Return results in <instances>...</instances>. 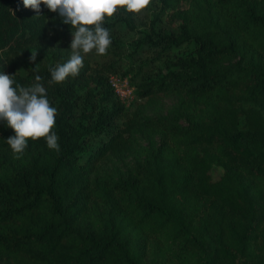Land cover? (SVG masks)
<instances>
[{
    "label": "trees",
    "instance_id": "trees-1",
    "mask_svg": "<svg viewBox=\"0 0 264 264\" xmlns=\"http://www.w3.org/2000/svg\"><path fill=\"white\" fill-rule=\"evenodd\" d=\"M156 1L171 28L153 20L126 51L116 34L135 14L119 10L104 24L119 58L86 55L49 85L70 25L0 0V71L43 77L60 145L29 140L15 159L0 121V264H264V0Z\"/></svg>",
    "mask_w": 264,
    "mask_h": 264
},
{
    "label": "clouds",
    "instance_id": "clouds-1",
    "mask_svg": "<svg viewBox=\"0 0 264 264\" xmlns=\"http://www.w3.org/2000/svg\"><path fill=\"white\" fill-rule=\"evenodd\" d=\"M25 8L37 14L41 5L58 13L63 24L70 25L69 59L49 69V85L61 84L69 77L76 78L84 68V58L95 50L96 55L107 54L112 38L104 27L105 18H113L119 10L142 14L152 0H22ZM37 53H32L30 61L35 63ZM58 109L51 105L43 77L35 76L30 86L17 84L14 75L0 71V121H6L14 135L6 139L15 159L25 154L29 140L37 142L41 138L50 150L60 152L59 136L54 130Z\"/></svg>",
    "mask_w": 264,
    "mask_h": 264
},
{
    "label": "rangeland",
    "instance_id": "rangeland-1",
    "mask_svg": "<svg viewBox=\"0 0 264 264\" xmlns=\"http://www.w3.org/2000/svg\"><path fill=\"white\" fill-rule=\"evenodd\" d=\"M158 10H159L158 2L156 0H152L151 5L146 10H144L142 14H135L134 23H135L136 28L134 30H131V29L125 27L123 23H121L119 25V31L116 34V37H118L124 43V48L126 51L133 50L135 40L138 39L139 36L143 35V33L149 29V25L151 24V22L153 20L156 21L155 24L157 27L171 28L170 24L167 22V20L165 18V13L161 12L159 14ZM156 14H158V15L155 16ZM88 56L92 60H96L100 63H109V62L119 58L114 53V51L110 50V49H108L107 54L103 55V56L96 55L95 50H93L92 53L88 54ZM136 60H137V62H140L142 64V69H144L145 65L143 63V60H140V59H136ZM39 61H40L39 56L36 55V62H39ZM25 66H26L25 58L22 56L19 57V59H18V71L21 73H24L25 72ZM152 68H153V64L146 66L147 71L152 70ZM129 81H130V79H129ZM133 88H134V86H133ZM137 100L138 99L136 98V95L134 93L133 99L130 100L129 103L125 102V104H127L128 108L131 109L135 106V103L137 102ZM162 101H163L164 105H169L174 101V98L172 95H166L162 98Z\"/></svg>",
    "mask_w": 264,
    "mask_h": 264
},
{
    "label": "built area",
    "instance_id": "built-area-1",
    "mask_svg": "<svg viewBox=\"0 0 264 264\" xmlns=\"http://www.w3.org/2000/svg\"><path fill=\"white\" fill-rule=\"evenodd\" d=\"M110 84L115 94L125 103H129L134 97V88L127 75L118 73L111 74L109 77Z\"/></svg>",
    "mask_w": 264,
    "mask_h": 264
}]
</instances>
